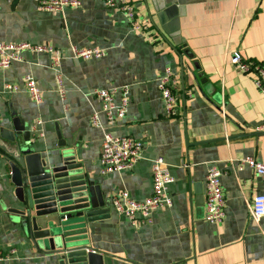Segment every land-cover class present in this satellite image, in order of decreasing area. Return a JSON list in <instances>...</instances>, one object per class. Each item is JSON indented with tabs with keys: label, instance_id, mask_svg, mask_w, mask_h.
I'll list each match as a JSON object with an SVG mask.
<instances>
[{
	"label": "crops",
	"instance_id": "obj_1",
	"mask_svg": "<svg viewBox=\"0 0 264 264\" xmlns=\"http://www.w3.org/2000/svg\"><path fill=\"white\" fill-rule=\"evenodd\" d=\"M126 1L146 29L131 30L104 0H81L61 13L39 9L38 0H0V42L51 47L60 56L55 68L49 54L29 47L20 61L0 69V134L1 129L16 134L11 120L19 116L29 126L34 151H71L85 165L105 200L84 234L87 245L102 254V264H264V217L255 221L249 214L251 198L263 192V183L251 168L238 164L245 157L264 161V130H257L264 122V94L251 74L229 61L234 51L248 62L264 60V0ZM71 46L96 47L104 55L75 57ZM166 68L176 76L174 116L166 113L159 92ZM27 75L37 81L40 102L23 87ZM8 83L18 89L9 91ZM105 88L115 89L117 101L124 97L128 102L124 117L112 126L93 94ZM92 113L101 127L92 125ZM36 120L40 123L33 128ZM105 130L142 142L141 157L131 170L100 173ZM1 153L0 264H57L12 226L6 207L13 185ZM157 156L173 176L171 206L145 222L117 214L110 205L113 196L143 200L151 194ZM210 164L223 171L219 222L204 219Z\"/></svg>",
	"mask_w": 264,
	"mask_h": 264
},
{
	"label": "built area",
	"instance_id": "obj_2",
	"mask_svg": "<svg viewBox=\"0 0 264 264\" xmlns=\"http://www.w3.org/2000/svg\"><path fill=\"white\" fill-rule=\"evenodd\" d=\"M81 0H38V8L41 10L62 12L66 7L78 6ZM105 5L110 10L121 14L133 31L144 30L147 24L136 18L132 3L126 0H104ZM40 51L51 56V64L57 67L59 52L46 46H32L27 42H0V69L10 66L12 62L22 59V52L26 48ZM72 53L79 58H100L104 55L103 50L96 47L77 48L71 46ZM230 63L238 67L243 73L251 74L255 86L264 94V60L258 62L245 61L240 53L232 52L229 59ZM57 92L61 99L64 98V88L62 77L59 72L56 73ZM23 87L29 97L35 102L41 101V90L34 77L27 75ZM9 91L18 89L16 84H5ZM159 92L164 102V108L169 116L178 114V93L176 89V76L170 69L166 68L159 81ZM94 96L101 104V112L105 117L106 124L112 126L118 119L125 115L127 99L121 97L118 101L115 99L116 91L113 88L94 90ZM223 113V112H222ZM91 123L95 127H101L96 113L90 116ZM39 120L33 123V128L39 124ZM257 130H264V122L257 127ZM142 142L128 135H116L109 130L103 132L98 162L100 173L102 175L113 171L131 170L140 159ZM240 166H247L258 175L263 183V192L252 196L249 204V214L251 218L257 221L264 217V161H259L253 157H245L238 160ZM185 167V165H184ZM152 191L151 194L143 200L132 199L125 194L115 195L111 198L110 205L119 215L129 220L149 221L150 215L159 209L168 208L172 204V197L169 192V185L173 182V176L167 162L161 156L152 160ZM223 171L216 165L210 164L207 167L205 175V185L203 191L204 219L208 222H219L223 219L224 196L219 176ZM2 250L0 247V258Z\"/></svg>",
	"mask_w": 264,
	"mask_h": 264
},
{
	"label": "water",
	"instance_id": "obj_3",
	"mask_svg": "<svg viewBox=\"0 0 264 264\" xmlns=\"http://www.w3.org/2000/svg\"><path fill=\"white\" fill-rule=\"evenodd\" d=\"M11 121L16 134L1 129L0 139L9 143L0 140V153L13 185L12 203L6 207L12 226L57 264H102V254L87 245L84 235L87 223L105 206L99 184L71 151H34L28 124L19 116ZM56 135L63 146L58 131Z\"/></svg>",
	"mask_w": 264,
	"mask_h": 264
}]
</instances>
